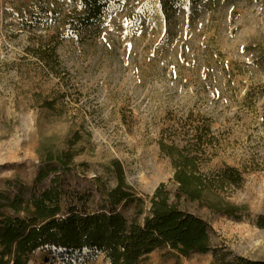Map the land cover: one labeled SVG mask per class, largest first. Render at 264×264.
<instances>
[{
    "label": "rangeland",
    "instance_id": "374dc122",
    "mask_svg": "<svg viewBox=\"0 0 264 264\" xmlns=\"http://www.w3.org/2000/svg\"><path fill=\"white\" fill-rule=\"evenodd\" d=\"M178 2L112 0L75 28L82 0H0V205L50 191L100 210L115 160L137 197L164 184L173 199V147L203 181L180 206L207 223L211 251L142 264L264 261V0ZM28 264L108 262L44 247Z\"/></svg>",
    "mask_w": 264,
    "mask_h": 264
},
{
    "label": "trees",
    "instance_id": "16d2710c",
    "mask_svg": "<svg viewBox=\"0 0 264 264\" xmlns=\"http://www.w3.org/2000/svg\"><path fill=\"white\" fill-rule=\"evenodd\" d=\"M112 0H82L83 13L75 28H87L100 19ZM173 159L174 198L160 184L145 198L137 197L125 184L119 161L115 168L116 187L105 193L103 208L89 211L88 196H67L45 191L27 202L15 196L0 205V264H28L31 255L44 247L66 251L94 250L104 255L108 264H142L155 250L168 248L183 257L211 251L209 227L198 216L180 206L182 197L192 201L202 198L204 184L189 154L173 147L167 149ZM66 161L69 153L58 157ZM133 210L126 217L122 209ZM12 210L6 215L2 208ZM19 213H23L20 216ZM224 264V263H220ZM236 264H264V261L238 259Z\"/></svg>",
    "mask_w": 264,
    "mask_h": 264
},
{
    "label": "snow or ice",
    "instance_id": "6c2138e0",
    "mask_svg": "<svg viewBox=\"0 0 264 264\" xmlns=\"http://www.w3.org/2000/svg\"><path fill=\"white\" fill-rule=\"evenodd\" d=\"M177 7H183L185 12L188 10V0H181V2H178Z\"/></svg>",
    "mask_w": 264,
    "mask_h": 264
}]
</instances>
